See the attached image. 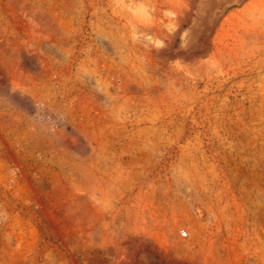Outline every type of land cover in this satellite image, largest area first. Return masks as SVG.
Returning a JSON list of instances; mask_svg holds the SVG:
<instances>
[{
  "label": "rangeland",
  "instance_id": "obj_1",
  "mask_svg": "<svg viewBox=\"0 0 264 264\" xmlns=\"http://www.w3.org/2000/svg\"><path fill=\"white\" fill-rule=\"evenodd\" d=\"M0 264H264V0H0Z\"/></svg>",
  "mask_w": 264,
  "mask_h": 264
}]
</instances>
